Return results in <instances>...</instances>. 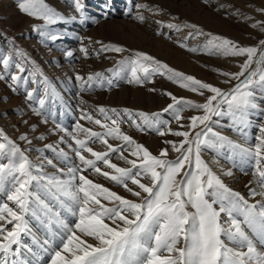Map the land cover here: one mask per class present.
<instances>
[{"label": "snow or ice", "instance_id": "6c2138e0", "mask_svg": "<svg viewBox=\"0 0 264 264\" xmlns=\"http://www.w3.org/2000/svg\"><path fill=\"white\" fill-rule=\"evenodd\" d=\"M18 5L21 12L43 20L45 25H54L64 20L43 0H18ZM83 8L82 0H75V10L81 15ZM258 11L264 12V9ZM137 19L143 22L142 16ZM167 26L179 30V27L172 24ZM50 38L55 41L58 37L52 35ZM260 45H264V40L260 41ZM180 47L185 45L181 43ZM204 50L209 55L217 52L233 56L246 55L240 71L219 73L227 77L223 81L225 84L237 81L234 86L224 90L201 82L142 52L135 53V59L117 61V65H128L127 82L130 84L150 83L152 75L159 73L188 91L201 96H204L205 91L209 93L203 103H193L165 93L171 96L173 103L164 111L172 110L178 123L182 119L179 113L184 105L202 111L203 115H193L188 125H180L181 128L187 127L188 131L157 129V134L162 137L170 134L183 138L179 143L166 140L170 148L160 149L158 156L121 132L122 121L117 110L104 107L98 111L104 115L105 121H110L111 126L102 123L100 119H94L88 113L80 117L81 120L87 119L105 129L103 133L84 128L79 123L72 131L56 125L58 130L70 138L69 149L79 161L78 165L68 167L67 172L57 169L60 176L43 174L45 163L55 167L53 160L46 159L41 164L33 165L24 151L0 130V141H3L0 142V194L15 205L14 210L7 202L0 203V264H29L23 258L22 249L26 247L23 237L30 234L26 215L30 212L36 215L31 207L34 194L30 188L34 182L39 185L42 181L62 209L78 216L74 225L70 226L60 218L59 211H54L50 205L40 201L38 196L34 197L41 205L43 215L48 218L46 226L52 237L57 235L52 232L53 223L63 230L60 247L50 253V264H264V252L257 248V243L264 245V200L250 203L240 193L229 188L201 158V149L206 147L217 153L226 149L230 160L239 157L245 164L254 161L253 178L258 180L259 187L264 190V124L259 126L254 146H245L246 139L245 144L236 143L213 131L211 126L219 123L213 117L227 116L234 130L246 137L244 130L252 126L250 116L256 114L264 118V107L261 106L264 102V48L239 47L229 39L213 36ZM80 51L87 57L86 48L81 47ZM99 51L121 53L124 49L102 45ZM190 51L197 52L199 49L193 48ZM66 55L71 57L73 53L69 51ZM0 63L6 72L9 58L3 57ZM254 63L256 67L252 68ZM16 68L19 73L25 71L19 64ZM108 71L118 73L121 69ZM102 75L99 72L90 74L86 81L77 75L76 80L84 81L87 90H91L93 82ZM10 78L12 84H16L22 76L12 74ZM5 79V75L0 73V81ZM108 84L111 87L112 81L109 80ZM81 90H85L84 84ZM26 95L29 100L33 98L32 91ZM39 103L43 107L45 101L41 99ZM35 111L37 115L41 114L39 109ZM109 111L111 116L108 115ZM123 111L138 130H143L144 125L165 123L158 119L153 121L140 112L136 115L140 117L141 123L137 124L129 110ZM197 128L200 130L195 131ZM80 134H84V138H80ZM108 137L122 141L123 145L113 146L108 142ZM20 139L31 143L27 135H21ZM37 139L42 140L44 137ZM96 141L106 145V150H93L90 144ZM60 143H65L63 137ZM45 148L52 149L61 160L69 159L67 153L62 149L57 151L54 145L46 144ZM125 151L135 159L124 156ZM170 152L177 153L174 160L168 159ZM114 153H119L118 158L130 167H119L112 163L110 156ZM101 163L112 171L102 170L99 166ZM89 170L123 187L138 200L127 199L89 179L84 174ZM34 172L39 174L34 175ZM223 175L231 176L232 171H224ZM65 176L66 179L61 178ZM144 180L150 182L144 183ZM129 181L136 186L135 189L129 186ZM257 195L264 197V191L258 193L255 189H249L250 197L255 198ZM222 214L227 220L222 219ZM7 225H12L11 229ZM44 243L51 245L52 240L45 239Z\"/></svg>", "mask_w": 264, "mask_h": 264}, {"label": "rangeland", "instance_id": "374dc122", "mask_svg": "<svg viewBox=\"0 0 264 264\" xmlns=\"http://www.w3.org/2000/svg\"><path fill=\"white\" fill-rule=\"evenodd\" d=\"M43 2L63 16L64 20L54 25H45L43 20L21 12L18 0H0V59L8 57L10 60L6 72L0 63V73L6 77L4 81H0V130L24 151L33 165L52 159L55 167L45 163V175L60 176L57 169L67 172L68 167L79 164L74 152L69 149L70 138L56 128L57 124L68 131H72L77 123L92 131H105L87 119L81 120L80 117L84 113L110 125V121H105L104 115L99 113L98 109H116L122 121L121 132L157 156L160 149L170 148V145L165 143L166 140L179 143L183 139L170 134L162 137L157 134V129L188 131L187 127L181 128L180 125H188L189 118L193 115H203L202 111L184 105L179 113L182 119L178 123L174 119V112H165L164 109L173 103L171 96L193 103H203L204 97L209 95L206 91L204 96L198 95L179 87L167 76L159 73L152 75L150 83L130 84L127 82L128 65H117V61L135 59V53L142 52L185 76H192L201 82L228 90L237 81L232 80L230 84H225L223 81L227 77L219 73L240 71V65L247 57L224 55L220 52L209 55L204 50L208 40L218 36L233 41L239 47L264 48V45H260V41L264 40V12L258 11L264 9V0H82L83 15L75 10V0ZM141 16L143 22L137 19ZM169 24L179 27V30L176 27L169 28ZM42 32L44 35H41ZM158 32L162 34L157 35ZM197 32L200 34H196ZM190 33L192 35H189ZM52 35L58 38L53 41L50 38ZM97 41L100 43H96ZM181 43L185 47H180ZM102 45L118 46L124 51L100 52ZM81 47L87 49V57L80 51ZM193 48L199 51H190ZM69 51L73 53L71 57L66 55ZM17 64L25 68L23 73L18 72ZM255 67L254 63L252 68ZM116 68L121 71H108ZM97 72L102 73V77L93 82L91 90H87L84 81L90 74ZM12 74L20 75L22 79L12 84ZM77 75L84 77V81H77ZM109 80L112 81L111 87ZM82 84L85 87L83 91ZM13 88L16 90L13 91ZM28 91L33 92L31 100L27 99ZM165 93H170L171 96ZM41 99L45 101L43 107L39 103ZM261 106L264 107V102ZM36 109L40 110V115L36 114ZM124 109L133 114L137 124L141 123L140 117L136 115L140 112L153 121L158 119L165 123L144 125L143 130H138L125 115ZM108 115L111 116L112 113L109 111ZM213 120H219L218 124L211 125L213 131L239 144H245L246 139L245 146H254L257 143L259 126L264 124V118L260 115L250 116L252 126L244 130L245 137L234 130L229 117H213ZM199 130L200 128H197L195 131ZM21 135H27L31 143L21 140ZM40 136L44 139H37ZM61 137L65 143H60ZM80 138H84V134H80ZM107 139L113 146L123 145L122 141L111 137ZM46 144L56 146L57 151L62 149L69 159L64 161L57 158L56 152L45 148ZM90 146L95 151L106 150V145L99 141L91 143ZM123 155L128 159H135L128 151ZM176 156L177 153L170 152L168 159L174 160ZM118 157L119 153L111 154V162L119 167H130ZM201 158L229 188L240 193L250 203L264 200L261 195L255 198L249 196L250 188L258 193L264 191L259 187L258 180L253 178L254 161L245 164L239 157L230 160L227 158L226 149L217 153L206 147L201 149ZM99 166L102 170L112 171L102 163ZM228 170L232 171V175H223V172ZM38 174L34 172V175ZM84 174L127 199L138 200L123 187L91 170ZM43 185V181L39 185L34 182L30 188L34 194L31 207L36 215L31 212L26 215L30 234L23 237L26 247L22 249L23 258L29 264H50V253L60 247V237L63 235V230L53 223L51 229L57 235L52 237L46 226L48 218L43 215L42 207L34 197L38 196L40 201L50 205L54 211H59L60 218L70 226L78 219V216L62 209ZM129 186L136 188L130 181ZM3 202H7L15 210V205L0 194V203ZM222 219L227 220V217L222 214ZM7 227L11 229L12 225ZM45 239H51L52 244H45ZM85 239L90 240L87 237ZM257 248L264 252V245L257 243Z\"/></svg>", "mask_w": 264, "mask_h": 264}]
</instances>
